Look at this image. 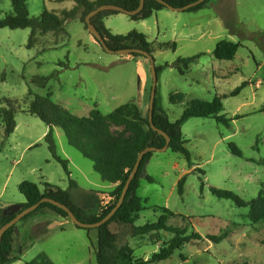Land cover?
Wrapping results in <instances>:
<instances>
[{
	"label": "rangeland",
	"instance_id": "1",
	"mask_svg": "<svg viewBox=\"0 0 264 264\" xmlns=\"http://www.w3.org/2000/svg\"><path fill=\"white\" fill-rule=\"evenodd\" d=\"M25 1L31 17H39L45 9L60 14L75 5L59 0ZM0 8V18L13 12L12 0H0ZM104 23L115 35L136 31L155 44L156 66L169 65L159 74L157 100L170 121L179 120L190 101L211 102L215 97L222 98V114L231 120L226 127L213 118L189 119L182 134L190 163L169 149L153 153L144 167L139 195L145 210L135 226L157 222L168 209L180 216L172 217L169 224L188 226L189 235L203 237L154 264H264V220L251 221L249 208L218 199L210 190L232 191L251 201L264 187V0H208L198 11L165 8L139 21L119 13L106 17ZM30 34L29 28L0 29V226L3 215L19 212L27 202L19 191L22 182H32L41 191L45 183L70 188L64 168L52 158L42 137L48 127L28 112L35 96L51 95L55 103L78 117L88 116L94 108L107 115L127 103L137 104L144 117L149 113L153 80L146 57L108 53L80 20L69 23L65 34L41 35L32 49L27 48ZM222 40L241 44L234 60L214 58L213 51ZM169 42L177 44L176 51L157 49L158 44ZM196 55L201 57L185 75L172 67L179 58ZM62 62L69 65L67 69L59 65ZM54 72L58 74L51 78ZM34 76L49 77L48 85L33 84ZM243 83L246 87L230 96ZM178 93L185 95V101L172 103L170 95ZM3 108L15 112L17 128L10 136L1 121ZM55 134L59 155L69 161L71 178L80 189L92 191L71 188L74 202L87 213L99 215L113 203L111 192L116 186L102 182L93 163L68 145L61 129ZM231 144L242 151V157L232 153ZM147 176L155 183L148 182ZM184 176L180 196L178 182ZM109 228L118 236L119 245L129 244L135 257L145 260L174 237L166 232L133 236L131 226L117 222ZM226 231L229 237L219 244L209 238ZM14 237L15 255L20 246L23 251L13 264H97L96 229H79L48 208L19 222Z\"/></svg>",
	"mask_w": 264,
	"mask_h": 264
},
{
	"label": "trees",
	"instance_id": "2",
	"mask_svg": "<svg viewBox=\"0 0 264 264\" xmlns=\"http://www.w3.org/2000/svg\"><path fill=\"white\" fill-rule=\"evenodd\" d=\"M60 2H74L72 9H65L59 13L45 9L39 17H31L25 0H12L13 12L6 14L0 18V29H30L31 34L28 39L27 48H34L39 37L43 34L53 33L59 36L66 33L67 25L72 21L80 20L88 28L86 17L98 7L103 5H116L127 11H135L140 6V0H59ZM169 5L175 8H181L198 0H165ZM208 2L194 7L188 11H198ZM166 7L155 0H145V7L141 13L132 16L133 20H146L153 16L157 11H161ZM2 10L0 8V15ZM119 14L115 11H104L99 13L92 19V23L106 40L107 45L114 51L138 48L152 55L154 43L149 42L148 37L144 34L132 31L127 35H115L105 25L106 17ZM132 42L136 44L133 45ZM241 44L228 40H222L213 51L215 59L220 61H232L235 59ZM157 49L161 51L177 50L175 42L160 43ZM136 57H144L134 54ZM201 55L188 58H179L174 64L180 75H185L191 65L196 64ZM63 68H68V64L62 62L59 64ZM165 66L157 67L159 74ZM58 72H54L50 77H56ZM49 77L34 76L31 82L40 88L48 85ZM247 83H243L235 89L230 96H237ZM158 93V92H157ZM32 96V93H30ZM226 98V96H224ZM170 101L172 103H183L185 95L182 93L171 94ZM224 106L221 97H215L211 102L203 100H192L188 103V107L184 111L182 117L172 122L158 105L157 95L155 102V110L153 122L154 125L165 132L170 138V150L181 153L190 163V154L186 149V141L183 138L182 127L191 118H213L218 123L230 127L231 120L223 115ZM28 112L39 118L49 129L44 137L52 158L62 165L66 175L70 180V188L63 190L56 188L49 183H45V190L41 191L38 185L24 181L19 186V191L27 200L26 204L21 205L22 209H27L43 198L54 199L71 209L76 217L84 223H98L103 220L115 207L120 199L124 185L133 170L139 154L148 147L163 148L166 145L164 136L155 132L149 122V113L146 117L142 114L140 108L135 103H127L116 108L110 114L104 115L100 110L94 108L88 116L78 117L61 105L52 100V96H35L30 100ZM1 121L5 124V134L10 136L17 128L15 121V112L12 109H1ZM61 129L64 132L69 146L76 149L84 158L93 163V169L98 173L104 183L116 185L111 192L113 203H111L99 215L89 214L87 211L78 206L71 194V188L76 187V182L71 178L72 172L69 168V161L59 155L58 145L56 141L55 130ZM122 129V131H115ZM232 153L238 157H242L236 145L231 144ZM153 153L147 154L140 166L139 172L133 180L126 199L121 209L107 224L97 228V246L96 260L97 264H154L170 259L177 250H181L186 244L194 240H202L203 237L199 233L188 234V226H174L169 224L172 217L179 218L172 211L164 209V214L155 223H148L143 226H135L143 207V199L139 195L141 187L140 180L143 170ZM146 180L155 183V179L147 176ZM186 184V176L182 177L178 182V192L180 196L184 194ZM204 187V184L202 185ZM211 193L218 199L229 200L238 208H249L247 216L253 222L264 220V187L260 190L259 196L251 201L244 200L238 194L222 190L215 187L210 188ZM50 209L62 218H69L64 210L49 204H42L36 211L25 217L23 220L40 212L43 209ZM19 212L9 213L2 216L1 226L12 221ZM120 223L132 227L133 236H145L150 234H160L166 232L174 237L159 252L154 253L148 260L136 258L134 249L129 245H119L118 236L113 233L109 226L114 223ZM0 226V227H1ZM15 227L8 230L3 236L0 245V264H13L17 258L12 256ZM79 228V227H78ZM80 229V228H79ZM230 232H223L219 236H210L209 238L216 244H219L229 237ZM30 264V263H25Z\"/></svg>",
	"mask_w": 264,
	"mask_h": 264
},
{
	"label": "water",
	"instance_id": "3",
	"mask_svg": "<svg viewBox=\"0 0 264 264\" xmlns=\"http://www.w3.org/2000/svg\"><path fill=\"white\" fill-rule=\"evenodd\" d=\"M157 2H159L160 4L164 5L166 8L170 9L171 11L174 12H184V11H188L194 7H197L201 4H203L206 0H198L194 3H191L189 5H186L184 7L181 8H175L172 7L171 5H169L165 0H155ZM145 7V0H140V6L138 7V9H136L135 11H127L122 7L116 6V5H103L101 7H98L97 9H95L94 11H92L87 17H86V24L88 26V30L89 32L93 35V37L97 40L98 43H100V45L105 49V51H107L110 54H118L120 56H132L134 54H139L142 55L144 57H146L151 64V74H152V90H151V99H150V105H149V122L151 125V128L159 133L160 135L164 136L166 139V145L163 148H155V147H148L146 149H144L138 156V159L135 163V166L133 168V170L131 171L125 185L124 188L122 190L120 199L118 200L117 204L115 205V207L113 208V210L100 222L98 223H84L82 221H80L76 215L71 211V209L69 207H67L66 205L51 199V198H43L41 201H39L37 204L24 209V210H20L18 215L10 222H8L7 224H4L3 226L0 227V245L3 239V236L5 235V233L10 230L11 228H13L14 226H16L19 222H21L25 217H27L28 215H30L31 213H33L34 211H36L42 204L44 203H49L52 204L62 210H64L65 212L68 213L69 215V219L79 228L81 229H97L100 228L101 226L107 224L108 222H110V220L116 215V213L121 209L126 196L128 194V191L130 189V186L133 182V180L135 179V177L137 176L140 166L143 162L144 157L149 154V153H163L166 152L170 149V142H171V138L162 130L158 129L153 122V117H154V110H155V102H156V95H157V87H158V72H157V66H156V62L155 59L153 57V55L149 54L148 52L138 49V48H127V49H122V50H118V51H114L111 48H109V46L107 45L106 40L103 38L102 34L98 31V29L96 28V26L92 23V19L97 16L99 13L104 12V11H115L118 13H124L130 17L135 16L139 13H141V11L144 9ZM5 214L8 213L7 210L4 211Z\"/></svg>",
	"mask_w": 264,
	"mask_h": 264
},
{
	"label": "crops",
	"instance_id": "4",
	"mask_svg": "<svg viewBox=\"0 0 264 264\" xmlns=\"http://www.w3.org/2000/svg\"><path fill=\"white\" fill-rule=\"evenodd\" d=\"M162 11V10H161ZM157 12H160V11H157ZM157 12H155V13H157ZM154 13V14H155ZM153 14V15H154ZM139 68V67H138ZM137 73L138 74H141V69L139 68V69H137ZM48 131H49V129L47 128L46 129V131L44 132V134H43V136L42 137H45V135L48 133ZM55 133H56V130H55ZM56 135V134H55ZM103 182V181H102ZM76 185H77V183H76ZM109 186H110V188L111 187H114V186H116V185H114V184H109ZM77 188H78V190L79 191H81V192H83V193H90V192H92L91 190H88V191H86V190H82V189H80L79 188V186L77 185ZM72 194V196H73V193H71ZM54 214H56V213H54ZM57 215V214H56ZM59 216V215H58ZM60 217V216H59ZM62 218V217H61ZM65 220H66V222H67V219L66 218H64ZM16 236H18V235H16ZM16 246V237H14V243H13V252H12V256L14 257V258H17V259H20V255H21V253H22V251H23V247L22 246H20V248H19V250H18V255H15V247Z\"/></svg>",
	"mask_w": 264,
	"mask_h": 264
}]
</instances>
